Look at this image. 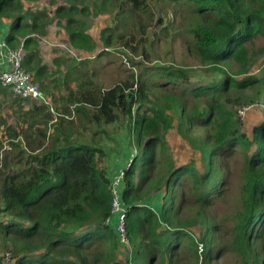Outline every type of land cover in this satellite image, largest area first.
<instances>
[{"label":"trees","instance_id":"16d2710c","mask_svg":"<svg viewBox=\"0 0 264 264\" xmlns=\"http://www.w3.org/2000/svg\"><path fill=\"white\" fill-rule=\"evenodd\" d=\"M38 1L0 0V20L9 24L0 41L24 47V67L43 86L50 67L34 34H47L55 20L61 26L66 21L75 47L93 53L97 42L76 15L111 13L112 22L101 30V56L119 40L133 47L135 35L127 36L135 29L144 33L156 18L150 0H86L83 6L51 0L54 10L26 6ZM168 8L181 16L180 33L188 36L192 55L219 78L195 80L189 67L161 64L105 88L85 68L88 59H69L67 72L54 80L58 92H51L61 115L19 97L20 128L0 115V214L9 217H0V264H264V120L249 134L229 105L231 92L263 91L264 59L261 74L252 70L264 57V0H164L161 9ZM259 39L263 44L257 45ZM63 62L54 58L59 69ZM7 89L1 86V92ZM163 98L167 103L151 106ZM22 101L31 106L23 109ZM121 116L133 124L140 150L126 168L123 190L127 255L117 219L108 222L110 177L100 164L106 152L76 136ZM172 128L199 151L203 170L196 160L177 164L168 155ZM160 191L159 211L144 205Z\"/></svg>","mask_w":264,"mask_h":264},{"label":"rangeland","instance_id":"374dc122","mask_svg":"<svg viewBox=\"0 0 264 264\" xmlns=\"http://www.w3.org/2000/svg\"><path fill=\"white\" fill-rule=\"evenodd\" d=\"M59 5H68L69 0H57ZM86 0H78L80 6H83ZM152 5V10L156 16L155 21L151 24L143 26L144 33L142 31H137L136 29L133 33L129 34L127 38L134 36L132 39V46H125L123 40H119L114 47L107 49L104 55L98 56V53L104 49V44L100 39L101 30L107 26V24L112 22V19L109 18L111 13H103L96 15L92 10L91 15H84L78 13L77 18H81L85 21L89 27L88 32L94 37L97 42V48L93 53L85 52L83 50L75 47L69 40V35L64 28L66 23L63 20V25L57 24L55 20L52 24L48 26L47 34L45 35H35L37 39V48L41 51L43 59L49 63V73L47 75L46 81L48 86H43L41 82L37 81L42 85V87L48 92L49 96L52 99L54 106L55 102L51 96V92L56 95L58 92V81H54L57 78H60L63 73L67 72L71 65V60L75 64L83 63L87 59L88 64L84 63V66L88 70L95 72L96 78L99 83L105 87L109 88L112 85L123 82L130 78L132 74L136 78L140 72L141 67L151 66V65H170L174 64L177 66H186L192 70L194 75L193 79L195 80H212L219 78L218 75H214L213 71L210 68L201 64L202 62L194 57L190 52V45L188 43V36L184 31L180 33L182 29V18L179 14H176L172 8H168L167 12L162 10V4L164 0H150ZM40 3V4H39ZM89 3H86L88 5ZM26 6H31L32 8H38V6H47L51 10L56 8V4L51 3V0H39L37 3H26ZM159 17H163L166 21L170 19V23H165L158 25L157 22ZM2 38H0L1 40ZM4 41V39L2 40ZM1 42V41H0ZM257 45L263 44V40L259 39L256 41ZM61 56L63 59V64L58 68L57 64L54 63V58ZM262 57L259 62L253 67L252 72L255 74L262 73ZM134 78V79H135ZM56 82V83H54ZM73 88L76 87V84H72ZM164 90H171V88H163ZM261 93L259 90L251 91V89L242 90V92H231V99H229L230 107L236 112H243L242 108H248L244 120H241V129L249 134H252L253 128L255 125L259 124L261 120H264V85ZM158 89H154L156 95ZM1 92V86H0ZM155 98V96L153 97ZM15 98L12 96V93L7 89L0 93V115L5 118V121L10 125L20 128L22 125L20 123L21 110L19 104L14 102ZM156 102L157 104L167 103V99L163 98L160 100L153 101L151 106ZM23 109L25 107H30L31 103H25L22 101ZM27 109V108H25ZM170 113L171 110H170ZM121 116L119 120L114 123H102L100 125H91L89 131L88 140L90 142L96 143L103 147L106 152L103 160L100 161L102 167L107 169L110 158L113 159V155L108 154V149L112 148L114 150L124 148L127 153L129 149L132 154H137L140 152L139 147L136 143V132L133 131V124H128V120ZM237 117V116H236ZM127 118V117H126ZM178 119V116H175ZM177 123V122H176ZM50 127L53 129L52 121L50 122ZM86 132L85 130H80L76 136H80ZM4 133L0 132V136ZM83 136V135H82ZM77 137V138H78ZM167 142H168V155L173 157L174 161L177 164L188 163L192 160L198 162L200 170L204 169V164L201 160V156L198 150L194 149L190 143L185 140L177 131L176 128H172L166 133ZM122 156H116L114 159L119 160L116 163L121 161ZM123 162L125 161L122 159ZM160 169H158L159 171ZM117 172V171H116ZM115 172V173H116ZM111 174L110 176L114 175ZM164 191H160L156 194L149 196L144 202L146 204L158 210L159 206L156 203V197L162 198ZM0 204H3V200L0 197ZM118 214H114L113 219H116ZM1 218L9 219V217L1 212ZM114 223V221H112ZM200 226L197 227L196 234H201ZM123 246V245H122ZM124 248V246L122 247ZM124 254L128 252L123 249ZM221 261L227 263L230 262V257H223Z\"/></svg>","mask_w":264,"mask_h":264},{"label":"built area","instance_id":"2783aa9c","mask_svg":"<svg viewBox=\"0 0 264 264\" xmlns=\"http://www.w3.org/2000/svg\"><path fill=\"white\" fill-rule=\"evenodd\" d=\"M26 52L23 47L14 49L9 47L5 41L0 42V86L11 90L14 97L21 99H31L40 104H46L48 109L56 115L59 114L55 110L52 99L35 81L32 72L24 67ZM248 108H242L243 112L239 115L243 119ZM66 117H69L66 115ZM135 155V154H134ZM133 154L128 158L126 164L120 167L117 172L110 176V191L112 197V213L108 218V222H112L114 214L117 216L116 230L122 245L129 244V237L126 229V218L128 206L123 201V190L125 188L126 168L130 166L133 160ZM2 205L0 204V208ZM6 262H10L11 253H5Z\"/></svg>","mask_w":264,"mask_h":264},{"label":"crops","instance_id":"0c3cea01","mask_svg":"<svg viewBox=\"0 0 264 264\" xmlns=\"http://www.w3.org/2000/svg\"><path fill=\"white\" fill-rule=\"evenodd\" d=\"M8 26H9V24L7 23V21H5L4 19L3 20H0V38H5V36L7 35V32H8ZM90 53H92V52H90ZM91 125H93V124H91ZM91 125L89 126V129L88 130H86V134H85V136H79V139L82 141V139H84L86 142H88L89 144H98V142H96V143H93V142H90L89 140H88V134H89V131L91 130V129H93V128H91ZM93 127H94V125H93ZM82 130V129H81ZM83 131V130H82ZM99 145V144H98ZM121 149L122 150H120V149H117V150H114V149H112V148H109L108 149V154L109 155H113V157L115 158L116 156H122L121 157V161L120 162H118L119 164H117L116 162L117 161H119V160H117L116 161V159H111L110 158V163H109V165H111L112 164V166L111 167H108V170H109V172H108V174L109 175H111V174H113V173H115L120 167H123L125 164H126V162H127V160H128V158L132 155V152H131V150L129 149V151L126 153L125 152V150H124V148L123 147H121ZM122 159H124L125 161L123 162V160ZM148 199V198H147ZM161 199L162 198H159V197H156V203L158 204V210H156V211H159L160 209H161ZM124 249V248H123Z\"/></svg>","mask_w":264,"mask_h":264},{"label":"clouds","instance_id":"9594fccd","mask_svg":"<svg viewBox=\"0 0 264 264\" xmlns=\"http://www.w3.org/2000/svg\"><path fill=\"white\" fill-rule=\"evenodd\" d=\"M23 47V46H22ZM24 48V47H23ZM25 50V49H24ZM39 83V82H38ZM40 87H41V85H40ZM42 88V87H41ZM43 89V88H42ZM9 90V89H8ZM47 94H48V92L45 90V89H43ZM10 92H11V90H9ZM12 93V92H11ZM12 96H13V94H12ZM48 96H49V94H48ZM14 97V96H13ZM50 97V96H49ZM51 98V97H50ZM26 100H28V99H26ZM30 101H32V102H36V101H34V100H31V99H29ZM30 103V102H29ZM36 103H38V102H36ZM53 103V102H52ZM38 104H40V103H38ZM54 105V104H53ZM50 110V109H49ZM55 110L57 111V108L55 107ZM54 115V114H53ZM54 116H56V115H54ZM53 121H55V118H54V120ZM109 177H110V175H109ZM1 205H3V204H1ZM2 208V207H1Z\"/></svg>","mask_w":264,"mask_h":264}]
</instances>
